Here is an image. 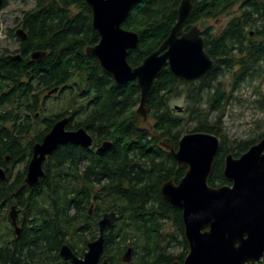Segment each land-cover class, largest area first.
Returning <instances> with one entry per match:
<instances>
[{"label": "trees", "instance_id": "obj_1", "mask_svg": "<svg viewBox=\"0 0 264 264\" xmlns=\"http://www.w3.org/2000/svg\"><path fill=\"white\" fill-rule=\"evenodd\" d=\"M10 2H32L34 8L16 20L27 39L22 41L16 29L9 34L17 39L22 58L0 59L6 82V95L0 93V106L6 102V115L0 119V169L6 174V179L0 180V215L5 206L15 205L28 224L6 250V262L58 264L64 244L78 247L70 242V233L86 246L98 232L99 219L114 210L119 222L107 235V255L120 256L130 246L141 249L131 264H183L189 246L182 211L164 200L161 189L170 180L178 183L188 167L179 166L170 149L177 150L190 124H194L191 133L219 137L220 150L209 185L220 187L230 185L224 177L226 156L232 153L239 158L264 137L263 133L251 141L231 140L224 134L222 120L234 98L224 89L226 73L237 68L233 91L248 77L262 73L264 0H192L185 30L199 24L203 27L205 50L215 65L194 83L179 80L169 68L164 69L148 101L152 126H142L137 114V83L116 84L99 62L87 55L86 50L97 45L100 37L93 29L92 11L85 0H3L0 10ZM181 2L138 0L133 6L123 23V28L140 35L138 47L129 51L132 67L141 65L169 37ZM235 8L238 13L220 32L206 26ZM38 51L46 53L44 60H32L31 55ZM53 90H60V95L69 93L68 106L53 119H41L40 95ZM177 97L185 98L182 111L171 104ZM260 104L264 108V98ZM213 113L215 120H211ZM66 116H70L67 129L84 128L94 138L92 147L59 146L45 162L40 184L29 187L25 177L33 146ZM39 119L42 130L36 126ZM20 164L25 165L23 171L14 175ZM167 224L173 232H166ZM85 231L92 235L89 240L82 236Z\"/></svg>", "mask_w": 264, "mask_h": 264}, {"label": "water", "instance_id": "obj_2", "mask_svg": "<svg viewBox=\"0 0 264 264\" xmlns=\"http://www.w3.org/2000/svg\"><path fill=\"white\" fill-rule=\"evenodd\" d=\"M137 1L85 0L92 11L93 29L100 37L99 43L89 47L86 53L99 62L116 84L137 83L140 90L137 114L146 122L149 118L148 101L164 69L169 68L179 80L194 83L209 73L215 62L205 50L199 26L185 31L193 3L192 0H182L177 23L169 37L141 65L132 67L128 55L130 50L138 47L140 35L123 28V23ZM2 2L0 0V6ZM17 36L22 41L27 39L23 29L17 30ZM45 56V52L38 51L31 58L43 60ZM20 58L19 55L10 57L14 60ZM57 91L53 90L49 95ZM175 109L182 111L179 106ZM68 123L67 117L57 121L42 142L33 146L25 177L29 187L40 184L45 176L44 164L59 146L92 147L94 138L91 134L84 128L67 130ZM219 150L220 138L204 132L186 134L177 150L170 149L178 165L188 167L178 183L170 180L161 189L164 200L172 208L182 211L184 235L189 246L183 264L260 263L264 260V137L239 158L229 153L225 158L224 177L230 185L212 187L209 179ZM5 179V170L0 169V180ZM9 219L19 235L17 206L10 208ZM118 219L115 211L103 215L98 222L99 236L88 243L82 259L67 244L60 249L61 258L72 264H111L107 258L102 262L101 259L106 233L115 227ZM131 258L132 248H129L124 260L131 262Z\"/></svg>", "mask_w": 264, "mask_h": 264}, {"label": "rangeland", "instance_id": "obj_3", "mask_svg": "<svg viewBox=\"0 0 264 264\" xmlns=\"http://www.w3.org/2000/svg\"><path fill=\"white\" fill-rule=\"evenodd\" d=\"M33 8L34 4L32 2H28L27 4L10 2L6 8L0 10V55H2L5 49L7 52L6 56L9 54H16L14 52L19 46L15 39L8 36V32L17 28L18 24L16 20L23 16L24 11H28ZM238 11L239 9L235 8L230 14H225L216 20L208 21L206 26L211 27L215 33H218L227 25L229 20L238 13ZM198 26L201 30H203V27L200 24ZM235 71H237V68H235ZM235 71L226 73V75L222 78L224 89L227 91V94H233L234 97L226 106L222 116L223 130L224 134H226L231 140L251 141L257 139L258 136L264 133V108H262L260 104L264 98V65L261 74H257L253 78L248 77L246 81L241 82L239 89L233 91ZM46 95L47 92L45 91L40 95V103L44 102V110L42 112L41 119H53L58 115V113L62 114L66 110L68 101L70 100L69 93L64 91L63 95L52 94L53 96L51 95L50 97H47V100ZM171 104L174 109L177 106L183 109L186 106V101L183 97H177L172 100ZM204 108H206V106ZM0 111H3V109L0 108ZM215 118L216 113L211 114V120H215ZM41 119H39L40 122L38 121L36 124L40 130H42V126H44L41 125ZM77 122L78 121L76 119L73 120V124L76 125ZM141 123L142 126H152L151 124L153 123V120L149 115L148 120L144 122L142 119ZM193 125L194 124L189 125V129L185 134L191 133L190 131L194 127ZM33 133L29 139L34 136L35 133ZM24 167V164L17 165L14 168V175L19 171H23ZM166 232H173L171 224H167ZM70 234L71 236H69V240L71 243L76 244L79 248H83L85 246V242L80 240L73 233ZM83 235L87 240L92 237L90 231L82 232V236ZM129 244H131V239L127 240V245ZM140 250L141 249L138 248L137 253L140 252ZM171 252L178 253L180 250L171 249ZM110 255L115 256L114 253H111Z\"/></svg>", "mask_w": 264, "mask_h": 264}, {"label": "flooded vegetation", "instance_id": "obj_4", "mask_svg": "<svg viewBox=\"0 0 264 264\" xmlns=\"http://www.w3.org/2000/svg\"><path fill=\"white\" fill-rule=\"evenodd\" d=\"M18 29H22V28H20L18 25H17V28H16V30H15V33H16V35H17V30ZM14 31V29L13 30H10L9 32H8V36H9V34H10V32H13ZM185 31H188V30H185ZM17 40V39H16ZM18 44V46H19V43H17ZM17 51V52H16ZM14 53H16V54H14V55H12V54H9V55H7L6 56V49L3 51V53H2V55H0V59H5L6 60V57L8 58V59H10V57L11 56H21V58H22V55H21V52H19L20 51V46L18 47V49L16 50ZM9 53V52H8ZM46 57V56H45ZM20 58V59H21ZM20 59H16V60H20ZM11 60H14V59H11ZM44 60V59H43ZM40 61H42V60H40ZM2 92V94H4V95H6V82H4V80H2V71L0 70V93ZM63 92V91H62ZM49 93H50V91H47V95H46V98L47 97H50L51 95H49ZM55 95L57 94V95H60V94H62L61 93V91L59 90V91H57V92H55L54 93ZM53 96V95H52ZM0 97H1V95H0ZM40 105H42V107H40V111L39 112H42L43 111V103H41ZM3 106V111H0V119H2V115L4 114V115H6V102L4 103V105H2ZM2 106H0V107H2ZM40 116V113H37V115H36V118H38ZM67 117V116H66ZM66 117H64V118H66ZM5 118V117H4ZM68 119H69V121H70V118L69 117H67ZM63 119V118H62ZM61 120V119H60ZM5 121H6V119H5ZM59 121V120H58ZM57 122V121H56ZM55 122V123H56ZM69 124V123H68ZM5 126H6V123H5ZM67 127H68V125H67ZM67 129V128H66ZM68 130V129H67ZM2 182V181H1ZM12 206H14V205H10L9 207L8 206H5L4 208H3V210H2V212H3V214L2 215H0V216H4V215H7L6 217H2V219H0V264H11L10 262H6V250L8 249V248H12V242L14 241V240H18V238H20V236H21V233H22V228L24 227V226H27L28 224H27V221H25L24 219H23V216H22V214H21V211H20V207H17V209H18V219H17V224H18V226L21 228V231H20V234L19 235H17L16 233H15V230H14V227L12 226V222L10 221V219H9V211H10V208L12 207ZM91 207H93V209H94V204L91 206ZM91 209V208H90ZM93 209H92V213L90 214V216H92L93 215ZM6 211H7V214H6ZM112 211H114V210H112ZM111 212V211H110ZM116 212V211H115ZM106 213H109V212H106ZM106 213H104V214H106ZM103 214V215H104ZM118 214V213H117ZM119 216V215H118ZM103 217V216H102ZM101 217V218H102ZM100 218V219H101ZM100 219H99V221H100ZM98 221V222H99ZM118 222H119V219H118V221H117V223L115 224V227L114 228H112V229H110V230H108L107 231V233H106V239H107V235L109 234V231H111V230H115V228H116V226H117V224H118ZM97 226H98V223H97ZM98 236H99V229H98V232H97V234H95V236H94V239L93 240H89V242H91V241H94L95 239H97L98 238ZM88 242V243H89ZM88 243L86 244V246H84V248L85 249H82V251L78 248V247H73V245H71V244H67V245H69L70 247H71V249L73 250V252H74V254L78 257V258H80V259H82L83 257H84V254H85V252L87 251V245H88ZM129 248H132V258H131V262H126L125 260H124V257H125V254H126V251L129 249ZM59 255H60V252H59ZM137 256V251H136V249H134V247H128L126 250H123V252H122V255H120V256H111V255H107L106 254V241H105V251H104V254H103V256H102V259H101V262H102V260L104 259V258H107L108 260H109V262L110 261H112L113 263L115 262L116 264H131L132 262H133V259H135V257ZM61 257V256H60ZM62 259V258H61ZM122 262H121V261ZM120 261V262H119ZM111 263V262H110ZM50 264H57V263H50ZM58 264H72L71 263V261H65V260H63L62 259V261L61 262H59Z\"/></svg>", "mask_w": 264, "mask_h": 264}]
</instances>
